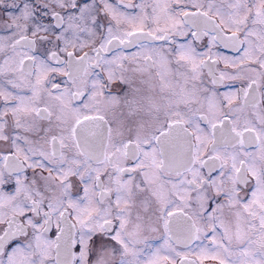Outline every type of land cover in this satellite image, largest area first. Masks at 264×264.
Listing matches in <instances>:
<instances>
[{
    "label": "snow or ice",
    "instance_id": "6c2138e0",
    "mask_svg": "<svg viewBox=\"0 0 264 264\" xmlns=\"http://www.w3.org/2000/svg\"><path fill=\"white\" fill-rule=\"evenodd\" d=\"M0 264H264V0H0Z\"/></svg>",
    "mask_w": 264,
    "mask_h": 264
}]
</instances>
